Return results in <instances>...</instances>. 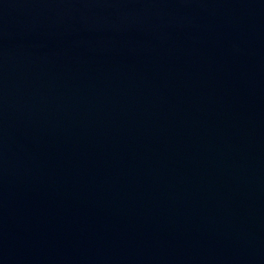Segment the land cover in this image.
Instances as JSON below:
<instances>
[{"label": "water", "instance_id": "obj_1", "mask_svg": "<svg viewBox=\"0 0 264 264\" xmlns=\"http://www.w3.org/2000/svg\"><path fill=\"white\" fill-rule=\"evenodd\" d=\"M0 264H264V0H0Z\"/></svg>", "mask_w": 264, "mask_h": 264}]
</instances>
